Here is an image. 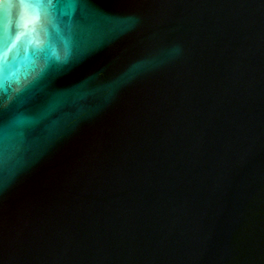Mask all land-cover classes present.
I'll return each instance as SVG.
<instances>
[{
  "label": "water",
  "instance_id": "obj_1",
  "mask_svg": "<svg viewBox=\"0 0 264 264\" xmlns=\"http://www.w3.org/2000/svg\"><path fill=\"white\" fill-rule=\"evenodd\" d=\"M0 264H264V0H0Z\"/></svg>",
  "mask_w": 264,
  "mask_h": 264
}]
</instances>
